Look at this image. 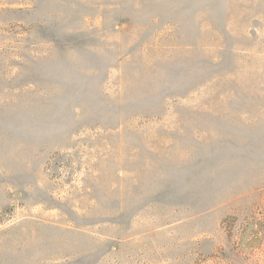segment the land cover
<instances>
[{"label": "rangeland", "instance_id": "obj_1", "mask_svg": "<svg viewBox=\"0 0 264 264\" xmlns=\"http://www.w3.org/2000/svg\"><path fill=\"white\" fill-rule=\"evenodd\" d=\"M0 264H264V0H0Z\"/></svg>", "mask_w": 264, "mask_h": 264}]
</instances>
